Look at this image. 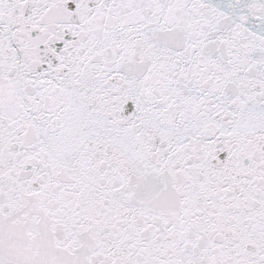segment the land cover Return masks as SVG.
Segmentation results:
<instances>
[{
	"label": "snow or ice",
	"instance_id": "6c2138e0",
	"mask_svg": "<svg viewBox=\"0 0 264 264\" xmlns=\"http://www.w3.org/2000/svg\"><path fill=\"white\" fill-rule=\"evenodd\" d=\"M0 264H264V0H0Z\"/></svg>",
	"mask_w": 264,
	"mask_h": 264
}]
</instances>
